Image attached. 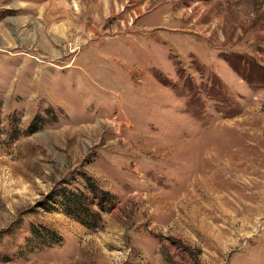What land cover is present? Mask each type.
<instances>
[{
	"label": "rangeland",
	"instance_id": "obj_1",
	"mask_svg": "<svg viewBox=\"0 0 264 264\" xmlns=\"http://www.w3.org/2000/svg\"><path fill=\"white\" fill-rule=\"evenodd\" d=\"M0 264H264V0H0Z\"/></svg>",
	"mask_w": 264,
	"mask_h": 264
},
{
	"label": "trees",
	"instance_id": "obj_2",
	"mask_svg": "<svg viewBox=\"0 0 264 264\" xmlns=\"http://www.w3.org/2000/svg\"><path fill=\"white\" fill-rule=\"evenodd\" d=\"M39 125H43V123L40 120H38V119H34L33 121L30 122V124L28 126L27 133L28 134H32V133L37 132L39 130V127H38ZM90 181L88 182L89 183V187L93 188L94 190H96V187H94V184H92L93 182H90ZM96 192L99 194V197H101L100 199L103 198V199L109 200L106 194L104 196L103 192H101L99 190H97ZM66 196H67V194H66ZM66 196H64V197H66ZM87 200L88 199L86 197H83L82 195H78V196H74L73 195L71 197L69 196V198H66V205L67 206L69 205V207L82 209L83 205H86L85 203L87 202ZM102 202L106 203V201H103V200L101 201V203ZM66 205H65V207H67ZM112 207H113V205H112Z\"/></svg>",
	"mask_w": 264,
	"mask_h": 264
}]
</instances>
